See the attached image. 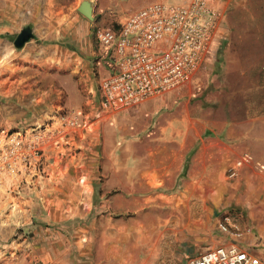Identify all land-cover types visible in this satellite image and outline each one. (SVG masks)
Returning a JSON list of instances; mask_svg holds the SVG:
<instances>
[{
    "label": "rangeland",
    "instance_id": "1",
    "mask_svg": "<svg viewBox=\"0 0 264 264\" xmlns=\"http://www.w3.org/2000/svg\"><path fill=\"white\" fill-rule=\"evenodd\" d=\"M156 1L189 0H0V264H188L225 215L264 259V0H212L194 80L105 109L95 32Z\"/></svg>",
    "mask_w": 264,
    "mask_h": 264
},
{
    "label": "built area",
    "instance_id": "2",
    "mask_svg": "<svg viewBox=\"0 0 264 264\" xmlns=\"http://www.w3.org/2000/svg\"><path fill=\"white\" fill-rule=\"evenodd\" d=\"M220 24L221 11L212 0L156 1L97 29L104 69L101 105L114 110L132 107L192 82L212 60ZM218 226L234 241L209 248L188 264H264L262 257L239 243L247 229L240 230L229 215Z\"/></svg>",
    "mask_w": 264,
    "mask_h": 264
},
{
    "label": "crops",
    "instance_id": "3",
    "mask_svg": "<svg viewBox=\"0 0 264 264\" xmlns=\"http://www.w3.org/2000/svg\"><path fill=\"white\" fill-rule=\"evenodd\" d=\"M264 162V161H263ZM263 171H264V168H263ZM264 173V172H263ZM264 175V174H263ZM253 219H254V217H253ZM254 224H256V225H258L259 223L255 220L254 221Z\"/></svg>",
    "mask_w": 264,
    "mask_h": 264
},
{
    "label": "bare ground",
    "instance_id": "4",
    "mask_svg": "<svg viewBox=\"0 0 264 264\" xmlns=\"http://www.w3.org/2000/svg\"><path fill=\"white\" fill-rule=\"evenodd\" d=\"M219 189V188H218ZM219 193V192H218ZM215 194V193H214ZM217 198V197H216Z\"/></svg>",
    "mask_w": 264,
    "mask_h": 264
}]
</instances>
